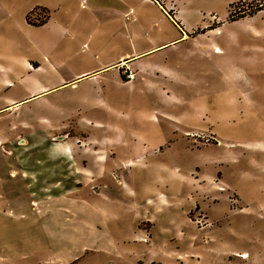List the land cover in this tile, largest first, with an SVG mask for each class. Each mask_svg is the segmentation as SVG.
I'll return each mask as SVG.
<instances>
[{
	"label": "rangeland",
	"instance_id": "374dc122",
	"mask_svg": "<svg viewBox=\"0 0 264 264\" xmlns=\"http://www.w3.org/2000/svg\"><path fill=\"white\" fill-rule=\"evenodd\" d=\"M233 1L181 10L206 30L149 78H78L130 47L79 41L63 0H0V264H264V9Z\"/></svg>",
	"mask_w": 264,
	"mask_h": 264
},
{
	"label": "crops",
	"instance_id": "0c3cea01",
	"mask_svg": "<svg viewBox=\"0 0 264 264\" xmlns=\"http://www.w3.org/2000/svg\"><path fill=\"white\" fill-rule=\"evenodd\" d=\"M209 3L210 0H63L56 9L63 15L66 28L77 18L75 26L78 28L77 34L80 35L79 41L93 40L100 44L101 41L109 44L111 40L113 45L118 37L119 46L130 47V51L125 52L124 49L115 59H108L106 53L102 52L94 60V67L79 71L75 76H97L99 72L109 68L118 69L124 65L135 64L139 67V73H142L141 77L149 78L150 63L139 59L158 52L163 47H172L180 39L189 42L194 35V28H185L183 20L180 19V11L186 9L188 12H198L200 7ZM35 5L49 11L46 22L41 25L44 26L49 22L51 10L54 9L44 4ZM35 5L29 7L26 13ZM100 18L105 20L100 21ZM214 19L217 21V18ZM77 21L85 22L81 26ZM74 34L76 35L75 32ZM144 35L147 38H143ZM145 64L148 70L144 67Z\"/></svg>",
	"mask_w": 264,
	"mask_h": 264
},
{
	"label": "trees",
	"instance_id": "16d2710c",
	"mask_svg": "<svg viewBox=\"0 0 264 264\" xmlns=\"http://www.w3.org/2000/svg\"><path fill=\"white\" fill-rule=\"evenodd\" d=\"M34 9H38V12H42V14L46 13L45 9L44 8H41V7H34L30 12H32ZM264 9V2L260 1L259 0H235L231 3L228 4V14H227V17H226V20L227 21H236L238 19H241L243 17H246V16H252L254 14H256L257 12L261 11ZM29 12V13H30ZM36 12V13H38ZM47 17H44V19L42 20H39L38 23L34 24L35 26H41L43 25L46 20ZM26 21L29 23V24H32V22L30 21L29 19V14L26 15ZM221 25L220 22H212L208 27L207 29H211V28H215L217 26ZM206 29L203 28V29H200V28H197L193 33H202L204 32Z\"/></svg>",
	"mask_w": 264,
	"mask_h": 264
},
{
	"label": "built area",
	"instance_id": "2783aa9c",
	"mask_svg": "<svg viewBox=\"0 0 264 264\" xmlns=\"http://www.w3.org/2000/svg\"><path fill=\"white\" fill-rule=\"evenodd\" d=\"M123 74L127 81H131L134 78V73L127 67L123 69Z\"/></svg>",
	"mask_w": 264,
	"mask_h": 264
}]
</instances>
